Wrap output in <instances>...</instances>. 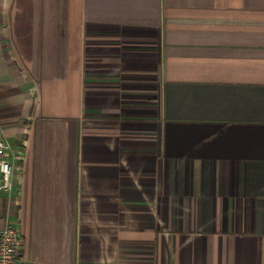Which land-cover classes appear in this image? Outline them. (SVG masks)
Returning <instances> with one entry per match:
<instances>
[{
  "label": "crops",
  "instance_id": "0c3cea01",
  "mask_svg": "<svg viewBox=\"0 0 264 264\" xmlns=\"http://www.w3.org/2000/svg\"><path fill=\"white\" fill-rule=\"evenodd\" d=\"M0 137L26 264H264V0H0Z\"/></svg>",
  "mask_w": 264,
  "mask_h": 264
},
{
  "label": "built area",
  "instance_id": "2783aa9c",
  "mask_svg": "<svg viewBox=\"0 0 264 264\" xmlns=\"http://www.w3.org/2000/svg\"><path fill=\"white\" fill-rule=\"evenodd\" d=\"M23 150L0 137V191L11 192L15 185L13 174ZM23 238L17 222L0 223V264H26L22 253Z\"/></svg>",
  "mask_w": 264,
  "mask_h": 264
}]
</instances>
